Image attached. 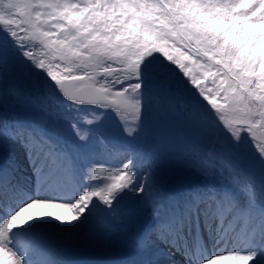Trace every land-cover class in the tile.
I'll return each mask as SVG.
<instances>
[{"label":"snow or ice","instance_id":"snow-or-ice-1","mask_svg":"<svg viewBox=\"0 0 264 264\" xmlns=\"http://www.w3.org/2000/svg\"><path fill=\"white\" fill-rule=\"evenodd\" d=\"M16 54L43 73L53 115L92 110L72 123L80 141L90 133L79 123L109 113L127 137L141 133L146 77L163 85L156 115L182 127L161 123L133 148L100 141L119 161L105 164L0 121L36 177L27 191L14 160L0 168V264H85L84 248L106 253L103 264H159V244L185 264H264V182L233 159L245 147L264 165V0H0V100L35 104L11 77ZM185 98L192 109L177 117ZM162 148L207 182L165 191Z\"/></svg>","mask_w":264,"mask_h":264},{"label":"rangeland","instance_id":"rangeland-1","mask_svg":"<svg viewBox=\"0 0 264 264\" xmlns=\"http://www.w3.org/2000/svg\"><path fill=\"white\" fill-rule=\"evenodd\" d=\"M28 66L30 69H34L30 64H28ZM18 84H19V80H18ZM146 86H147L146 88L149 89L147 94L149 95V91H151V95L149 96L148 99L146 98L147 107H146L145 114H144V120H143V126H142L141 133H138L135 137L130 138L129 140H131V141H129V143L126 145L122 144L127 140L126 135L120 137V136H117L114 133H112L111 130L108 131L109 133H106V134H108L107 136L110 139H115L117 141V143L119 144L118 147H120V148H133V147L143 143L144 142L143 139L145 138V135H144L145 130H148L149 132H151L158 125L163 123L164 121H167L170 119H174V120L176 119V118H167V119H164L163 121H161L160 118L155 113V110L153 107L155 104V100L153 98L158 96L160 94V92L162 91L163 85H162L161 81H159L156 78H153L151 82H148V79L146 77ZM19 87H20V89L24 95L30 96L36 101L35 104L32 103L33 105H38L42 109L43 113H50L51 114V112H52L51 106H49V110H45V108L43 107V105L45 104L44 95H46V93H45L46 90H44L40 84H37L35 90H33L31 87V84L29 82H22L21 81L19 84ZM42 94H44V95H42ZM57 97L59 98L58 93H57ZM59 99L62 100V98H59ZM17 103L11 107H9L8 105L4 106L3 104H0V116H1L0 121H3V119H2L3 117H6V120H9L10 117L12 118V117L16 116L17 111H20L21 114L24 113V111H21L24 108L23 104L20 105L19 103L18 104ZM191 109H192V103H191L190 99L185 98L182 100H178L176 103V116L178 117L181 113L187 114V112L190 111ZM85 110H87L86 114L92 111V110L86 109V108H85ZM2 114H3V116H2ZM106 116H108V115L106 114ZM106 116H104L103 119L108 120V118ZM109 117L112 118L111 121L108 120L109 124L114 125L113 123L117 122L115 117L113 115H110ZM80 119H81L80 117L75 118L76 121H78ZM112 128L119 129L123 133L122 128L118 122H117V124H115V127L113 126ZM102 130L103 129L100 128V132L102 134H104V132ZM95 139L94 138L92 139L93 140L92 146H94L95 149H93V151L89 152V153L85 152L82 148H80L79 146L76 145V142H75L76 139L75 138H68L65 140H59L58 138H55L52 140H53V142H56L59 145H62L68 151H72L74 153H78L80 155H86L89 158L90 157L93 158V162H95V163L118 164L119 161L117 159H109L101 151V148H100V141L101 140L99 141L98 136H96ZM110 145H111V143H110ZM249 149L250 148H245V147H241L240 149H235V150H238L240 152V154L242 155L239 165L241 167H243L251 175H253V177L255 178V180L258 183L264 182V165H261L260 163H258V161L256 160V158L254 156L252 157L251 155H246V152ZM23 152H25V149L23 148V146L18 145V142L9 141L7 137L0 135V154L4 155L5 157L9 158L10 160H14L17 163L18 171H20V172L21 171L24 172V170L27 167L25 164V161L28 159V157H27L26 152L25 153H23ZM166 152H167V154L164 153V163L161 166H159L155 172L156 179L158 180V182L160 183V186L162 188L164 187L166 181L168 179H170L172 176H177L180 179L188 178L191 180V184L189 185V187H187L184 190H182L181 192L175 193L173 195H180L184 192L190 191L192 188H194L196 186H202L207 182L206 178L200 172L193 169L187 163H185V162H183L177 158L175 149L168 148V150ZM166 156H169V158H167ZM18 164H22V165L20 166ZM28 165H30L29 162H28ZM22 177H23L22 178L23 186L26 187L27 189H29V183H30L32 186L31 187V190H32V188H34L35 183H36V177L34 176V174L30 173V172H26L22 175ZM212 183H214L217 187H226V188L232 189L231 184L226 180L222 181V178H218V177L214 178L212 180ZM180 184H182L181 181H176L175 183H173V185H177V186ZM232 190L234 191V189H232ZM128 199H141V198L140 197H133L131 194H129ZM146 216L151 218V220L154 222L155 218L151 216L150 209L147 210ZM233 242L236 243L235 240ZM240 246H243L242 242L240 243ZM164 248H166L164 244H159V250L163 251ZM87 250H89V249H87ZM96 252L92 251L91 253L93 255L96 254L99 256V254H100V256H106V253H104V252H101V253H100V251H96ZM163 253L164 254L160 257L161 260L159 261V264H180L181 262L183 263V260H184L183 258H180L179 256L169 257L167 255L166 251L165 252L163 251ZM162 257H164V258H162ZM261 259H264V257H262Z\"/></svg>","mask_w":264,"mask_h":264},{"label":"trees","instance_id":"trees-1","mask_svg":"<svg viewBox=\"0 0 264 264\" xmlns=\"http://www.w3.org/2000/svg\"><path fill=\"white\" fill-rule=\"evenodd\" d=\"M13 61L15 63H17L16 60H14V57H12ZM18 64V63H17ZM11 77L14 78L16 81L20 80V82H29L31 84V87L32 89H35V87L37 86V84H40L44 89H47L49 90V87L48 85L45 84V77L43 75V73H40L38 70L36 69H31L29 70L26 66H17V70L15 73L11 74ZM147 87V86H146ZM145 87V97L146 98H149V96L151 95V91H149V95L147 94L148 92V88ZM34 113H33V112ZM32 114L35 115L36 118H38L39 120L40 119H43V117L40 116V114H38V111L35 110V109H32ZM69 114H71L72 116H75V115H78L76 112L74 111H68ZM80 115H83V110H80ZM108 116H106L108 118V120H112V118H110L109 116L112 115V114H107ZM28 117V116H27ZM89 117L91 118V114L89 115ZM26 120V118H25ZM108 120L106 119H102L99 123H96V124H93V125H90L89 127L92 128L93 130H99L100 131V128L103 129L102 131H104V133H109L108 131H112V133L116 134L117 133V136H125V134H123L119 129H114L112 128L113 126L115 127V124H117V122L113 123L114 125H111L109 124ZM47 124L49 126V124L51 123V120L50 119H47ZM60 123L58 124L57 127H54V124L51 125L52 128L54 127L55 129H57L58 131H60L61 134L65 135V136H68V135H74V131H73V128H72V123L70 121H66L65 118H61ZM172 122V123H171ZM163 125L164 126H167L169 128H172V129H175V128H179V127H182V122L179 121V119H170V120H167V121H164L163 122ZM76 135V134H75ZM106 137L108 134H105ZM91 138V135H89V139ZM130 138L127 137V140L122 143L123 145H126L129 143V140ZM112 143L113 144H118L117 141L115 139H112ZM168 148H162V151H163V154L166 153L167 154V151ZM233 159H235L238 164H240V159L242 157V155L240 154V152L238 150H233ZM246 155H251L252 157L254 156L252 151L249 149L247 150L246 152ZM167 158H169V156H166ZM164 189V187H163Z\"/></svg>","mask_w":264,"mask_h":264},{"label":"water","instance_id":"water-1","mask_svg":"<svg viewBox=\"0 0 264 264\" xmlns=\"http://www.w3.org/2000/svg\"><path fill=\"white\" fill-rule=\"evenodd\" d=\"M0 164H1V158H0ZM176 181H181L182 184L180 185H173ZM191 183V180L188 178L180 179L179 177H171L166 182V188L169 192H177L185 187H187Z\"/></svg>","mask_w":264,"mask_h":264},{"label":"bare ground","instance_id":"bare-ground-1","mask_svg":"<svg viewBox=\"0 0 264 264\" xmlns=\"http://www.w3.org/2000/svg\"><path fill=\"white\" fill-rule=\"evenodd\" d=\"M5 166H8L7 164H5ZM31 177V176H30ZM86 249V248H85ZM89 251H91V250H89ZM93 251V250H92ZM91 251V252H92ZM96 252V251H95ZM97 253V252H96ZM100 253H101V251H100ZM99 256H100V254H99ZM162 258H164V257H162ZM161 260V259H160ZM163 263V262H162ZM182 263V262H181Z\"/></svg>","mask_w":264,"mask_h":264}]
</instances>
